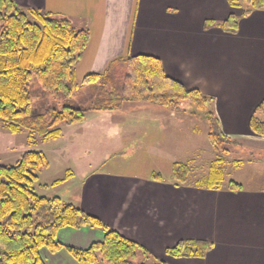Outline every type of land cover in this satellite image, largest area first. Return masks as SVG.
<instances>
[{
  "label": "crops",
  "instance_id": "obj_1",
  "mask_svg": "<svg viewBox=\"0 0 264 264\" xmlns=\"http://www.w3.org/2000/svg\"><path fill=\"white\" fill-rule=\"evenodd\" d=\"M14 1L25 13L38 10L61 16L76 30L89 31L90 41L75 69L76 82L103 73L121 58L154 57L167 77L212 99L210 112L224 136L264 153V137L250 128L255 109L264 101V12L240 18L236 33L230 34L219 26L230 15L240 17L241 11L229 0ZM206 22L215 25L205 29ZM157 107L125 103L119 111L91 113H100L94 116L100 122L107 115V124L113 126L109 136L118 137L115 142L150 155L178 152L181 139H195V131L184 125L192 116ZM121 123L123 130L116 128ZM80 132L81 128L74 131ZM135 133L141 138L135 139ZM84 176L70 192L74 206L144 248L151 258L171 264H264V191L243 190L239 184L241 191L230 192L225 183L219 191L183 189L162 177L155 181L152 175L146 181L97 171ZM58 236L61 244L84 250L100 242L103 233L64 229ZM180 241L207 242L212 249L203 259L168 257L166 250ZM62 253L66 252L52 255Z\"/></svg>",
  "mask_w": 264,
  "mask_h": 264
},
{
  "label": "trees",
  "instance_id": "obj_2",
  "mask_svg": "<svg viewBox=\"0 0 264 264\" xmlns=\"http://www.w3.org/2000/svg\"><path fill=\"white\" fill-rule=\"evenodd\" d=\"M241 16L230 15L220 24L226 33H236L240 18L264 12V0H229ZM206 22L205 29L214 26ZM90 41L88 30H76L64 17L31 10L25 13L14 0H0V120L11 133L28 131V139H57L62 125L70 127L84 121L87 113L119 111L125 103L158 106L180 115L201 117L208 125V142L216 154L207 181L209 190L224 188L220 168L235 142L221 132L216 115L208 110L212 99L198 90H189L167 77L158 59L150 56L121 58L111 62L101 74H89L76 84L75 69ZM53 95L54 103H45L43 111H32L31 81ZM202 115V116H201ZM252 131L264 137V101L250 121ZM48 160L43 153L27 152L12 166H0V264H46L40 252L51 254L65 250L75 264H135L139 256L150 255L138 244L127 240L98 218L60 198L41 197L34 184ZM191 169L172 166L171 180L176 187L188 182ZM69 179L54 182L55 187ZM152 179L160 181L159 174ZM230 192L242 187L230 181ZM97 230L100 242L81 250L57 241L64 229ZM212 245L202 241H180L166 250L174 259H203ZM144 264V263H139ZM165 264V263H160Z\"/></svg>",
  "mask_w": 264,
  "mask_h": 264
},
{
  "label": "rangeland",
  "instance_id": "obj_3",
  "mask_svg": "<svg viewBox=\"0 0 264 264\" xmlns=\"http://www.w3.org/2000/svg\"><path fill=\"white\" fill-rule=\"evenodd\" d=\"M80 81H77L76 84L79 85ZM31 86L32 111L34 113L47 108L45 107L46 102L49 103H46L49 106L53 105V95L43 92L34 79L31 81ZM42 94L46 102L41 100ZM211 104L210 101L209 111ZM124 110L119 112L120 116L124 115ZM87 114L83 125L73 126V128L62 125L60 127L62 135L57 139L50 140H43L39 136L29 140V133L25 129L13 134L9 131L7 123L0 120V166L14 165L27 152L43 153L49 165L41 169L38 181L34 184L35 193L41 197H58L64 203H72V205L77 202L72 198L70 192L74 187L81 184L84 175L88 172L97 171L117 178L145 181L149 180L152 174H159L162 180L168 183L172 181V165L183 163L191 169V173L186 185L180 186V188L201 189L203 186L200 184L207 181L216 154L206 137L209 132L208 125L201 117L190 118L184 123L189 130L195 131V139H185V141L181 139L178 152L150 155L139 147L131 150L126 147L127 143L123 142L118 143L125 144V147L117 148L118 143L115 141L118 137H115L113 133L109 136L108 130L113 126L107 124V115H103L104 122H100L94 121L97 118L94 116H102L97 115L100 113ZM141 123L145 124L147 120ZM77 128H81L82 132L75 135L74 131ZM116 128L123 130L125 123L118 124ZM133 137L137 140L141 138L139 133H135ZM90 139L93 140L92 143H85ZM229 149L230 153L226 155L225 162L220 167L224 173V183L234 181L240 184L243 190L264 191V153H261L260 150L238 146L237 143H234ZM234 162L238 163L239 166H232ZM67 174L69 177H73L65 183L53 187L54 182L64 180ZM57 241H62L60 236L57 237ZM63 254L66 253L52 255L46 248L40 252L41 258L46 264H72L71 261L73 262V260L70 259L69 261ZM139 263L160 264L165 262L156 258L143 261V257L139 256L135 264Z\"/></svg>",
  "mask_w": 264,
  "mask_h": 264
}]
</instances>
